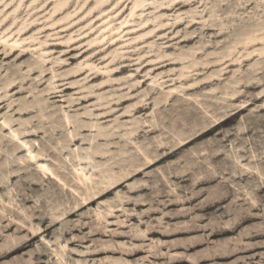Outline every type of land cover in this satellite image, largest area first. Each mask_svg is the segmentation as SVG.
Wrapping results in <instances>:
<instances>
[{
    "label": "rangeland",
    "instance_id": "1",
    "mask_svg": "<svg viewBox=\"0 0 264 264\" xmlns=\"http://www.w3.org/2000/svg\"><path fill=\"white\" fill-rule=\"evenodd\" d=\"M57 1L0 0V32L27 24L21 47L0 45V207L12 198L9 216L28 208L24 221L43 228L12 246L28 232L0 219V263L29 259L45 237L68 243L71 264H264V185L239 164L264 169V0H147L133 17L136 0L105 13L71 0L50 18ZM108 19L128 23L90 44ZM22 140L83 195L118 182L76 210L79 196L42 175ZM142 151L158 160L146 165ZM80 163L91 183L77 182ZM108 204L114 214L98 217ZM118 241L141 250L108 247ZM38 252L33 264H56Z\"/></svg>",
    "mask_w": 264,
    "mask_h": 264
},
{
    "label": "bare ground",
    "instance_id": "2",
    "mask_svg": "<svg viewBox=\"0 0 264 264\" xmlns=\"http://www.w3.org/2000/svg\"><path fill=\"white\" fill-rule=\"evenodd\" d=\"M71 0H58L56 3H55V6H54V10L53 12L51 13L50 15V18H53L54 14L59 11V10H62L63 8H66V6L68 5V3L70 2ZM111 0H97L95 5L90 9L89 13H91L92 11L94 12V9H99L101 10V8H103L105 5H107ZM147 0H136L131 8V12L129 13V16L130 17H133L136 13V9L139 8V7H143L144 6V3L146 2ZM154 3V2H152ZM6 9V7H5ZM18 9L16 8L14 10V12H16ZM107 10L106 6L105 8H103L102 12L105 13V11ZM4 11V9H3ZM0 13H2V11H0ZM107 13V12H106ZM16 15V14H15ZM72 16V13L71 12H68L66 15H64L62 18H60L59 20H54L52 22V24H56L60 21H63V20H66V19H70ZM75 16V15H74ZM126 19V18H125ZM122 21V20H121ZM124 22L120 23L119 26H113L112 24V20H106V24L105 26L102 28V31L100 33V35L96 36L95 38H92L89 42L90 44H93V43H97L98 41L102 40L103 39H106L107 37H109V34L107 33H114V32H117L121 30V28L123 26H125L126 23H128V21L126 20H123ZM17 21L15 20L13 24H15ZM104 25V24H103ZM115 25V24H114ZM27 27V24L26 22H23L21 24V26L16 30V33L17 35H15L13 32H10L8 33L9 29L11 28H8L6 31L4 32H0V45H2L5 49L6 48H10L11 50L12 49H15V48H18V47H21L22 43L26 40V38H22L20 36V33ZM116 33V34H117ZM122 33V32H121ZM125 34V32H124ZM115 36V35H114ZM119 36V35H118ZM122 36V35H121ZM117 37V36H116ZM120 38V37H119ZM118 38V39H119ZM123 38V37H122ZM258 38H254V39H251V41L253 40H257ZM125 42V41H124ZM41 58V62L42 63H45L46 61V58L44 57L43 54H40V57ZM84 65H87V67H91V64L87 61H84V62H81L78 66V70H84ZM93 68V67H92ZM11 85V83L9 84H6L5 86L6 87H9ZM172 91V90H171ZM172 93V92H170ZM230 117H227V118H224L223 120H221L220 123H223V122H226L227 120H229ZM5 124H7L5 122ZM219 124V123H218ZM212 129L209 128L207 129L206 131H204L205 133H208L210 132ZM15 136L18 137V134L16 133ZM19 138V137H18ZM22 145L20 147H25L26 150H27V153H28V158H30L31 160L35 161L36 164H37V168L38 170L42 173V175L44 176H48L49 178L52 176V178H54L57 182H58V185L62 188L63 191H65L66 194H71V190L77 194V196H79L80 198V202L76 205V210H78V208H81L83 206H86V205H90L92 204L93 202H95L96 200L100 199L101 197H103L104 195H106L112 188L113 186L118 182V180L116 181H111L109 184H108V190L103 192V193H100L101 191H98V192H92L91 189H89V187H86V193L83 195L81 192L78 191L77 188L75 187H72L70 183H68V181L64 178H62L60 175H58L56 173L55 170H53L47 163L43 162V161H40L38 160V157L40 156L38 153H36L34 151V149L32 148V146L28 143V141L26 140H22ZM187 142V141H186ZM185 142V143H186ZM142 153L144 154V157L146 159V165L148 166H151L153 165L158 159H155L153 157H150V155H148L146 152L142 151ZM240 161H238L239 163ZM240 164V170L242 172V175L243 176H247L248 174H251L253 176H256L258 177V179H261L262 180V185H264V169L260 167V165L258 164H253V165H250V164H245V163H239ZM75 170L77 172V182L79 184H82V185H85L87 182L91 183V177H92V173L91 171L86 167V166H83L81 165V163L78 165V167H75ZM142 170V167L139 168V171L140 172ZM125 176H130V174H127ZM121 183H119L117 186H119ZM173 190H175L173 188ZM250 195V193H248ZM250 198L255 201V198L252 197V195H250ZM25 200L27 199L26 197L24 198ZM140 201V200H139ZM13 199L11 198V200L9 201H4L3 200V203H2V207H0V219L1 220H9L10 224L12 226H16L17 230H27V234L25 235H22L20 237H16L13 242L11 243L12 246L14 245H18V244H25V243H32L34 241L35 238H37L38 235H40L42 233V227L40 225H35V224H32L30 223V225H28L24 220L27 219V220H30L31 221V218L33 217V214H31V212L29 213L28 212V208H24V207H18V214L19 215H22V217L24 218L23 219H17L15 217H11L9 216V209L11 208H15V204L13 203ZM108 211L106 212L105 215L102 214L101 211L97 210L96 214L98 215V217H103L105 218L106 216H112L115 212V209L112 205H109L108 204ZM75 210V211H76ZM75 211H72L71 208L69 209V213L67 211H63L61 213V215H58V216H54V221L55 220H60L62 219L63 217H65L67 214V216H70L72 215ZM184 212V211H182ZM179 213V212H178ZM186 213V212H185ZM170 215V214H169ZM173 215V214H171ZM179 215V214H178ZM167 216V215H166ZM161 220V219H160ZM108 222V220H107ZM120 223L124 224V221H121ZM184 223V222H183ZM192 223V222H191ZM182 225V224H181ZM230 225V222H226V226H229ZM255 225H253L252 227H254ZM261 226V225H260ZM7 227V226H6ZM180 227V226H179ZM184 227V226H182ZM192 227V226H191ZM251 227V229H252ZM256 227V226H255ZM254 227V228H255ZM258 227V226H257ZM227 228V227H226ZM259 228V227H258ZM257 228V229H258ZM174 229V228H173ZM182 229V228H181ZM185 229V228H184ZM230 229V228H228ZM256 229V230H257ZM260 229V228H259ZM187 230H188V227H187ZM166 231H171V229H166ZM244 231V230H243ZM254 231V230H252ZM263 231H264V228H263ZM243 234H249L250 232L248 231V229H246L244 232H242ZM138 234H141L142 236H146V232L145 231H140ZM121 235V234H120ZM241 235V234H240ZM119 236V235H118ZM123 236V235H122ZM242 237V236H241ZM42 240V244L44 246V249L46 250H50V254L52 255V258L55 259L54 261L56 262V264H71V262L68 260L67 256H68V243L65 242V243H62L60 242L59 240L57 241V243L59 244L58 247H54V243H52L50 240H47L45 237H42L41 238ZM236 240H239L241 241V239H236ZM164 244L162 241L159 242L158 244ZM175 243V242H173ZM224 243V242H223ZM172 244V243H171ZM224 244H227V241H225ZM223 244V245H224ZM229 244V243H228ZM107 245V244H106ZM176 245V244H175ZM219 246V245H218ZM108 247H112L113 249L116 248L117 251L119 250L120 252L121 251H124L125 253H128V254H131V253H137L138 251L141 250L140 246L138 245H133L132 247H128L127 244L125 242H122V241H118L116 244H111V245H108ZM107 247V248H108ZM154 247V246H153ZM227 247L226 246V250H223L222 252H227ZM5 246H0V253L2 251H5ZM111 248V250H112ZM220 248V246H219ZM44 249H41L40 247H36L32 250H29L28 252H26V254L28 255L29 259H23L21 256H18V257H15L13 259H11L10 261H5V262H2L0 264H33V258H34V255L35 254H38L39 252L38 251H42ZM222 249V248H221ZM224 249V247H223ZM215 250V249H214ZM218 250V249H217ZM220 250V249H219ZM236 250V249H234ZM110 251V250H109ZM113 251V250H112ZM118 251V252H119ZM228 251H233L232 250H228ZM218 252V251H217ZM218 253H221L218 252ZM222 254V253H221ZM225 254V253H223ZM230 254V253H229ZM180 255V254H179ZM216 255V254H215ZM177 256V255H176ZM195 257V256H194ZM109 260V262L111 264H133L132 261L130 260H125V259H117V258H114V257H108L106 258ZM194 259V258H193ZM107 260V261H108ZM189 260V258H188ZM135 261V260H134ZM106 262V261H105ZM108 262V263H109ZM137 263V262H136ZM78 264H82L80 262H78Z\"/></svg>",
    "mask_w": 264,
    "mask_h": 264
}]
</instances>
